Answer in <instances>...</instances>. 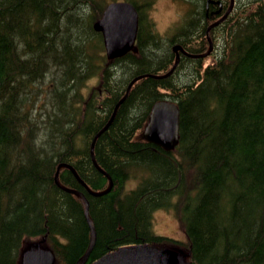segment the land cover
<instances>
[{
	"label": "trees",
	"instance_id": "trees-1",
	"mask_svg": "<svg viewBox=\"0 0 264 264\" xmlns=\"http://www.w3.org/2000/svg\"><path fill=\"white\" fill-rule=\"evenodd\" d=\"M109 1L0 0V264H20L34 238L44 237L54 264H75L86 250L82 200L54 180L60 163L70 164L86 185L59 168L60 183L88 201L96 238L85 264L143 242L181 245L190 264H264V0L237 1L209 29L213 50L202 58L190 54L208 47L207 27L216 15L206 16L205 0H181L186 9L164 34L151 16L156 0H127L138 12L137 52L107 62L93 23ZM178 43L187 53L179 51L170 75L155 76L172 67ZM37 48L47 52L37 56ZM185 65L189 71L176 73ZM144 72L155 77L131 85L94 141L95 160L112 186L92 193L109 182L92 163V139L128 81ZM90 80L96 85L89 87ZM161 99L179 109V140L169 151L134 137ZM130 177L136 184L127 188ZM159 207L175 210L185 244L154 232L152 211Z\"/></svg>",
	"mask_w": 264,
	"mask_h": 264
},
{
	"label": "water",
	"instance_id": "water-1",
	"mask_svg": "<svg viewBox=\"0 0 264 264\" xmlns=\"http://www.w3.org/2000/svg\"><path fill=\"white\" fill-rule=\"evenodd\" d=\"M221 6L220 0H210ZM209 2V1H208ZM232 6V0L230 2V7ZM231 8L226 10V12L215 22L209 25V28L214 24L221 21L226 13L230 11ZM219 8L216 10L218 11ZM93 28L99 31L102 35V41L105 49V55L108 60L119 57L128 51L136 52L137 46L135 44L136 33L138 28V13L135 6L125 0H114L110 1L104 7L102 14L98 17L94 23ZM211 47V44H209ZM174 49L182 50L179 44L174 46ZM202 54H205L203 52ZM199 54V55H202ZM197 56V54H195ZM178 60V54L169 73ZM166 73V74H167ZM143 75L135 76L131 82L133 83L136 79L142 77ZM127 93V91H126ZM126 93L120 100L115 104L113 111L110 115L108 121L104 124L100 130L94 135L91 146V160L93 165L101 170V167L97 164L94 153L93 145L97 136L107 128L111 122L119 103L124 99ZM141 137L157 146H161L165 150H171L177 144L179 139V110L176 103L168 100L156 101L150 110L148 119L143 126L141 131ZM61 166H66L71 170V172L78 178V175L74 168L70 164L60 163L58 168ZM107 175V174H106ZM109 184L111 183L110 177ZM54 180L57 184L62 186L68 192L74 193L82 199L84 205V215L89 225V242L85 252L76 260L75 264H84L91 248L94 245L96 238V233L92 220L88 213V201L82 192L75 188L65 187L59 182L58 169L54 173ZM108 184V185H109ZM85 185V184H84ZM86 186V185H85ZM108 189L101 191H92V193L99 194L103 193ZM54 261V254L50 250L38 248L26 250L22 254L21 264H52ZM91 264H189L184 261L183 255L170 248H157L153 245L147 243L138 244H128L119 246L113 251H109Z\"/></svg>",
	"mask_w": 264,
	"mask_h": 264
},
{
	"label": "rangeland",
	"instance_id": "rangeland-1",
	"mask_svg": "<svg viewBox=\"0 0 264 264\" xmlns=\"http://www.w3.org/2000/svg\"><path fill=\"white\" fill-rule=\"evenodd\" d=\"M187 5L181 0H156L155 5L151 11V16L153 17L157 30L164 34L169 29V27L176 22V20L180 19L181 13L186 9ZM209 35V32H208ZM210 36V35H209ZM207 61L210 60L208 56ZM90 86H95V81H91L88 83ZM136 183V179L130 177L126 180L125 185L127 188L134 186ZM152 224L155 233L157 234H165L174 238L181 240L184 244L187 242L185 234L182 230V227L177 219L175 214V210L171 208H158L155 209L152 213ZM40 238H34L30 241H27V244H30L31 248H41L43 246L47 247L44 243L38 244L37 241ZM27 249V248H26ZM21 264V263H20Z\"/></svg>",
	"mask_w": 264,
	"mask_h": 264
},
{
	"label": "bare ground",
	"instance_id": "bare-ground-1",
	"mask_svg": "<svg viewBox=\"0 0 264 264\" xmlns=\"http://www.w3.org/2000/svg\"><path fill=\"white\" fill-rule=\"evenodd\" d=\"M208 1H210V0H205V4H206ZM221 1H223V0H221ZM238 1H239V0H238ZM240 1H241V0H240ZM243 2H244V1H243ZM40 3H41V2H40ZM71 3H72V2H71ZM222 3H223V2H222ZM93 4H94V3H93ZM236 4H237V3H236ZM54 6H55V5H54ZM86 6H87V5H86ZM237 6H238V5H237ZM222 7H223V6H222ZM262 7H263V5H262ZM73 8H74V7H73ZM80 8H81V7H80ZM255 8H256V7H255ZM263 9H264V8H263ZM60 10H61V9H60ZM72 10H73V9H72ZM80 10H81V9H80ZM68 11H69V10H68ZM91 11H92V10H91ZM205 12H206V16H208V12H207V11H205ZM71 13H72V11H71ZM82 13H83V12H82ZM88 15H89V14H88ZM240 15H241V14H240ZM244 15H245V14H244ZM209 16H210V15H209ZM77 17H78V16H77ZM227 17H228V16H227ZM227 17H226V18H227ZM241 17H242V16H241ZM243 17H245V16H243ZM31 18H32V17H31ZM34 19H35V18H34ZM68 19H69V17H68ZM248 19H249V18H248ZM66 20H67V19H66ZM70 20H71V19H70ZM79 20H80V18H79ZM86 21H87V20H86ZM86 21H85V22H86ZM65 22H66V21H65ZM65 22H64V23H65ZM68 22H69V20H68ZM35 23H36V22H35ZM220 23H221V22H220ZM65 24H67V23H65ZM65 24H64V25H65ZM208 24H209V23H208ZM218 24H219V23H218ZM233 24H234V23H233ZM64 25H63V26H64ZM67 25H69V24H67ZM67 25H66V26H67ZM72 26H74V25L72 24ZM232 26H233V25H232ZM64 27H65V26H64ZM70 27H71V26H70ZM214 27H215V26H214ZM234 27H235V26H234ZM67 28H68V27H66V29H67ZM75 28H76V27H75ZM207 28H209V25H208ZM236 28H237V26H236ZM66 29H65V30H66ZM221 29H222V28H221ZM72 30H74V29L72 28ZM75 30H76V29H75ZM217 30H218V29H217ZM221 31H222V30H221ZM234 31H235V30H234ZM234 31H232V32H234ZM78 33H79V31H78ZM214 33H215V32H214ZM229 33H230V32H229ZM79 34H82V33H79ZM220 34H221V32H220ZM75 35H76V34H75ZM15 36H16V35H15ZM219 36H220V35H219ZM193 37H194V36H193ZM194 38H195V37H194ZM225 38H226V37H225ZM71 39H72V38H71ZM78 39H79V37H78ZM215 39H216V38H215ZM218 39H219V38H218ZM19 40H20V39H19ZM225 41H227V40L225 39ZM225 41H224V42H225ZM47 42H48V41H47ZM76 42H77V41H75V43H76ZM188 42H189V41H188ZM207 42H208V41H207ZM215 42H216V41H215ZM215 42H214V44H216ZM220 42H221V41H220ZM19 43H20V42H19ZM34 43H35V42H34ZM41 43H42V42H41ZM225 43H226V42H225ZM69 44H70V43H69ZM178 44H179V43H178ZM218 44H219V43H218ZM222 44H223V43H222ZM27 45H28V44H27ZM34 45H35V44H34ZM40 45H41V44H40ZM48 45H50V44H48ZM57 45H58V44H57ZM175 45H177V44H175ZM225 45H226V44H225ZM8 46H9V45H8ZM42 46H44V44H42ZM42 46H41V47H42ZM45 46H46V45H45ZM50 46H53V45H50ZM75 46H77V45H75ZM180 46H181V45H180ZM19 47H20V46H19ZM19 47H18V48H19ZM22 47H23V46H22ZM31 47H32V46H31ZM57 47L59 48V46H57ZM73 47H74V46H73ZM219 47H220V46H219ZM219 47H218V48H219ZM39 48H40V46H39ZM54 48H55V47H54ZM62 48H63V47H62ZM65 48H66V47H65ZM71 48H72V47H70V50H71ZM223 48L225 49V46H224ZM227 48H229V47H228V44H227ZM16 49H17V48H16ZM27 49H29V47H28ZM33 49H34V48H33ZM37 49H38V48H37ZM66 49H67V48H66ZM220 49H222V48L220 47ZM25 50H26V49H25ZM35 50H36V49H35ZM38 50H40V49H38ZM54 50H56V49H54ZM61 50H63V49H61ZM164 50H165V49H164ZM212 50H213V49H212ZM215 50H216V49H215ZM228 50H229V49H228ZM49 51H50V50H49ZM76 51H77V50H76ZM165 51H166V50H165ZM165 51H163V52H165ZM222 51H223V50H222ZM22 52H24V51H22ZM46 52H47V50H46ZM46 52L43 51V50L36 51V55L38 56L39 53L44 54V53H46ZM51 52H53V51L51 50ZM54 52H55V51H54ZM215 52H216V51H215ZM220 52H221V51H220ZM15 53H16V52H15ZM20 53H21V52H19V53H17V54L20 55ZM49 53H50V52H49ZM61 53H62V51L60 52V54H61ZM63 53H64V52H63ZM21 54H22V53H21ZM42 54H41V55H42ZM57 54H58V52H57ZM65 54H66V53H65ZM217 54H218V52H217ZM225 54H226V53H225ZM15 55H16V54H15ZM22 55H23V54H22ZM22 55H21V56H22ZM29 55H30V53H29ZM36 55H35V56H36ZM39 55H40V54H39ZM55 55H56V54H55ZM55 55H54V56H55ZM62 55H63V54H62ZM82 55H83V54H82ZM218 55H220V54H218ZM226 55H227V54H226ZM228 55H229V52H228ZM27 56H28V55H27ZM44 56H45V55H44ZM50 56H53V55H50ZM63 56H64V55H63ZM68 56H69V55H68ZM222 56H223V55H222ZM15 57H16V56H15ZM22 57H23V56H22ZM40 57H41V56H40ZM66 57H67V56H66ZM73 57H74V56H73ZM27 58H28V57H27ZM47 58H48V57H47ZM52 58H53V57H52ZM201 58H202V57H201ZM20 59H21V58H20ZM23 59H24V58H23ZM23 59H22V60H23ZM25 59H26V57H25ZM30 59H32V57H30ZM41 59H43V57H42ZM45 59H46V58H45ZM49 59H51V58H49ZM61 59H62V58H60V60H61ZM46 60H47V59H46ZM46 60H45V61H46ZM56 60H58V59H56ZM64 60L66 61V59H64ZM73 60H74V59H73ZM163 60H164V59H163ZM14 61H16V60H14ZM25 61H26L27 64H28V60H25ZM58 61H59V60H58ZM65 61H64V62H65ZM75 61H76V59H75ZM18 62H19V60L17 61V63H18ZM20 62H21V60H20ZM20 62H19V63H20ZM22 62H23V61H22ZM29 62H30V61H29ZM33 62H34V59H33ZM40 62H41V61H40ZM40 62L37 61V65H38V66H39ZM43 62H44V61H43ZM77 62H78V60H77ZM77 62H76V63H77ZM79 62H80V61H79ZM11 63H12V61H11ZM19 63H18V64H19ZM24 63H25V62H24ZM51 63H53V61H52ZM51 63H50V64H51ZM57 63H58V62L56 61L55 65L58 66ZM182 63H183V62H182ZM185 63H186V61H185ZM195 63H196V62H195ZM34 64H35V63H34ZM53 64H54V63H53ZM60 64H61V62H60ZM63 64H64V63H63ZM69 64H71V62H69ZM78 64H79V63H77V65H78ZM81 64H82V63H81ZM93 64H94V63H93ZM189 64H191V63L188 62V64H186V65H189ZM196 64H197V63H196ZM61 65H62V64H61ZM180 65H181V64H180ZM186 65H185V66H186ZM219 65H220V64H219ZM251 65H252V64H251ZM32 66H33V65H32ZM49 66H50V65H49ZM52 66H53V65H52ZM69 66H71V65H69ZM72 66H73V65H72ZM80 66H81V65H80ZM86 66H88V65H86ZM176 66H177V65H176ZM178 66H179V65H178ZM189 66H190V65H189ZM192 66H193V65H192ZM192 66H191V67H192ZM197 66H198V65H197ZM24 67H25V66H24ZM27 67H29V66L27 65ZM33 67H34V66H33ZM55 67H56V66H54L53 68H55ZM84 67H85V65H84ZM183 67H184V66H183ZM200 67H201V65H200ZM217 67H218V66H217ZM226 67H227V66H226ZM226 67H225V68H226ZM232 67H233V66H232ZM49 68H50V67H49ZM69 68H70V67H69ZM193 68H194V67H193ZM27 69H28V68H27ZM40 69H41V68H40ZM56 69H57V68H56ZM59 69H60V68H59ZM61 69H62V68H61ZM80 69H82V68H80ZM84 69H85V68H84ZM84 69H83V70H84ZM176 69H177V68H176ZM43 70L46 71V69H43ZM114 70H115V69H114ZM179 70H180V69H179ZM179 70H177V72H176L175 70H173V71H175L176 73L179 72L180 74L183 73L182 75H184L185 72L188 70V66H186L185 69L183 68V70H180V71H179ZM195 70H196V68H195ZM229 70H230V69H229ZM48 71H49V70H48ZM50 71H51V70H50ZM57 71H58V70H57ZM57 71H56V72H57ZM63 71H64V70H63ZM78 71H80V70H78ZM86 71H87V70H86ZM188 71H189V70H188ZM191 71H192V69H191ZM197 71H198V70H197ZM203 71H204V70H203ZM52 72H53V71H52ZM52 72H51V73H52ZM71 72H72V71H71ZM192 72H193V71H192ZM79 73H80V72H79ZM81 73H82V71H81ZM179 73H178V74H179ZM188 73H189V72H188ZM190 73H191V72H190ZM197 73H198V72H197ZM46 74H47V73H46ZM54 74H55V73H54ZM56 74H58V73H56ZM64 74H65V72H64ZM191 74H192V73H191ZM218 74H220V73H218ZM48 75H49V74H48ZM62 75H63V74H62ZM140 75H143V77H144V76H153V77H155L154 75L149 74V72H144V73H142V74H140ZM158 75H159V74H158ZM169 75H170V73H169ZM199 75H200V74H199ZM260 75H261V74H260ZM43 76H44V75H43ZM115 76H116V75H115ZM167 76H168V75H167ZM188 76H189V75H188ZM72 77H73V76H72ZM134 77H135V76H133V77L128 81V83H127V85H126V87H125V88H126V89H125V92L123 93V95H122L120 98H122V97L124 96V94L126 93V91H127V93H126L125 97L127 96L128 92H129V90H130L131 85L134 83V82H133V83H131V85H130V82H131V80H132ZM183 77H185V76H183ZM194 77H195V76H194ZM199 77H200V76H199ZM205 77H206V76H205ZM219 77H220V76H219ZM248 77H249V76H248ZM37 78H38V77H37ZM45 78H46V76H45ZM89 78H90V77H89ZM188 78H189V77H188ZM190 78H191V77H190ZM192 78H193V77H192ZM43 79H44V78H43ZM54 79H56V78H54ZM198 79H199V78H198ZM45 80H47V79H45ZM56 80H57V79H56ZM184 80H185V79H184ZM186 80H187V78H186ZM218 80H219V79H218ZM49 81H50V80H49ZM192 81H193V80H192ZM208 81H209V80H208ZM36 82H37V81H36ZM55 82H56V81H55ZM114 82H115V81H114ZM183 82H184V81H183ZM185 82H186V81H185ZM185 82H184V83H185ZM187 82H188V81H187ZM190 82H191V81H190ZM194 82H195V81H194ZM39 83H40V82H39ZM116 84H117V83H116ZM165 84H166V83H165ZM181 84H182V83H181ZM185 84H188V83H185ZM189 84H190V83H189ZM189 84H188V85H189ZM46 85H47V84H46ZM167 85H168V84H167ZM170 85H171V84H170ZM200 85H201V84H200ZM186 86H187V85H186ZM218 86H219V85H218ZM38 87H39V86H38ZM168 87H169V86H168ZM170 87H171V86H170ZM33 88H34V87H33ZM163 88H164V87H163ZM166 88H167V87H166ZM209 88H210V87H209ZM261 88H262V87H261ZM261 88H260V89H261ZM164 89H165V88H164ZM170 89H171V88H170ZM179 89H180V88H179ZM185 89H186V88H185ZM11 90H12V88H11ZM26 90H27V89H26ZM166 90H167V89H166ZM168 90H169V89H168ZM20 91H21V89H20ZM169 91H170V90H169ZM169 91H168V92H169ZM174 91H177V88H176V90H174ZM174 91H173V92H174ZM120 92H121V91H120ZM181 92H182V91H181ZM169 93H170V92H169ZM25 94H26V93H25ZM37 94H38V93H37ZM45 94H46V93H45ZM167 94H168V93H167ZM167 94H166V95H167ZM184 94H185V93H184ZM170 95H172V94L170 93ZM168 96H169V95H168ZM172 96H173V95H172ZM174 96H175V95H174ZM202 96H203V95H202ZM208 96H209V95H208ZM212 96H213V95H212ZM41 97H42V95H41ZM125 97H124V98H125ZM180 97H181V96H180ZM180 97H179V98H180ZM209 97H210V96H209ZM209 97H207V99H208ZM20 98H21V96H20ZM120 98H119V100H120ZM43 99H44V98H43ZM52 99H53V98H52ZM211 99H212V98H211ZM29 100H30V99H29ZM119 100H118V101H119ZM214 100H215V99H214ZM247 100H248V99H247ZM52 101H53V100H52ZM118 101H117V102H118ZM248 101H249V100H248ZM10 102H11V101H10ZM22 102H23V101H22ZM30 102H31V101H30ZM35 102H36V101H35ZM39 102H40V101H39ZM45 102H46V101H45ZM117 102H116V103H117ZM20 103H21V102H20ZM24 103H25V102H24ZM52 103H53V102H52ZM250 103H252V102H250ZM25 104H26V103H25ZM45 104H46V103H45ZM119 104H120V103H119ZM124 104H125V103H124ZM209 104H210V103H209ZM241 104H242V103H241ZM252 104H253V103H252ZM252 104H251V105H252ZM30 105H31V104H30ZM20 106H21V105H20ZM28 106H29V105H28ZM43 106H44V105H43ZM47 106H48V105H47ZM21 107H22V106H21ZM49 107H50V106H49ZM49 107H45V108L43 107V108H44V109H46V108L49 109ZM240 107H241V106H240ZM251 107L254 108V106H250L249 108H251ZM238 108H239V107H238ZM205 109H206V108H205ZM254 109H255V108H254ZM29 110H30V109H29ZM116 110H117V109H116ZM256 110H257V109H256ZM11 111H12V110H11ZM31 111H33V110H31ZM41 111H42V109H41ZM46 111H47V112H46V115H48L47 113L50 112L51 109L46 110ZM42 112H43V111H42ZM52 112H54V111H52ZM208 112H210V111H208ZM43 113H44V112H43ZM93 113H94V112H93ZM206 113H207V111H206ZM206 113H205V114H206ZM50 114H52V113L50 112ZM203 114H204V113H203ZM10 115H11V114H10ZM20 115H21V114H20ZM34 115H35V114H34ZM41 115H42V114H41ZM98 115H99V114H98ZM208 115H209V114H208ZM89 116H90V115H89ZM95 116H96V115H95ZM99 116H100V115H99ZM211 116H212V115H211ZM17 117H18V116H17ZM197 117H198V116H197ZM247 117H248V116H247ZM31 119H32V118H31ZM89 119H91V118H89ZM211 119H212V118H211ZM10 121H13V120H10ZM199 121H201V120H199ZM21 122H22V121H21ZM41 122H42V121H41ZM44 122H45V121H44ZM46 122H47V121H46ZM11 123H12V122H11ZM92 124H93V123H92ZM43 125H44V124H43ZM95 125H96V124H95ZM11 126H12V125H11ZM19 127H20V126H19ZM30 127H31V126H30ZM26 128H27V127H26ZM202 129H203V128H202ZM103 131H104V130H103ZM43 132H44V131H43ZM35 133H36V132H35ZM76 133H77V132H76ZM78 133H79V132H78ZM82 133H83V132H82ZM201 133H203V132H201ZM43 134H44V133H43ZM74 134H75V133H74ZM21 136H22V135H21ZM83 138H84V137H83ZM36 139H37V138H36ZM91 139H92V138H91ZM80 140H81V139H80ZM95 140H96V139H95ZM84 142H85V141H83V143H84ZM94 144H95V143H94ZM257 146H258V145H257ZM204 150H205V149H203V151H204ZM208 150H209V148H208ZM208 150H207V151H208ZM203 151H201V152H203ZM199 152H200V151H199ZM203 153H204V152H203ZM205 153H206V152H205ZM205 153H204V154H205ZM198 156H199V155H198ZM202 156H203V155H202ZM203 157H204V156H203ZM192 159H193V157H192ZM199 161H200V160H199ZM57 169L59 170V168H57ZM101 169H102V168H101ZM39 170H40V169H39ZM42 170H43V169H42ZM102 172H104L105 174H107V175L109 176V174H108L107 172H105L103 169H102ZM105 176H106V175H105ZM246 176H247V174H246ZM109 177H110V176H109ZM78 179H79L81 182H83L82 184H85L84 180H82V178H80L79 176H78ZM110 179H111V177H110ZM263 179H264V178H263ZM108 184H109V182H108ZM87 186H88V185H87ZM111 186H112V179H111V183L107 186L108 189H107L106 191H108V190L111 188ZM207 187H208V186H207ZM70 188H71V187H70ZM88 188H89V187H88ZM75 189H76V188H75ZM199 190H200V189H199ZM203 190H204V189H203ZM203 190H202V191H203ZM215 192H216V191H215ZM3 193H4V192H3ZM200 197H201V196H200ZM199 200H200V199H199ZM191 202H192V201H191ZM161 209H162V208H161ZM228 224H229V223H228ZM253 240H254V239H253ZM251 241H252V240H251ZM232 251H233V250H232ZM223 260H224V259H223ZM260 261H261V259H260ZM241 264H242V263H241Z\"/></svg>",
	"mask_w": 264,
	"mask_h": 264
},
{
	"label": "flooded vegetation",
	"instance_id": "flooded-vegetation-1",
	"mask_svg": "<svg viewBox=\"0 0 264 264\" xmlns=\"http://www.w3.org/2000/svg\"><path fill=\"white\" fill-rule=\"evenodd\" d=\"M224 1H225V0H224ZM210 4H211V3H210ZM211 5L213 6L214 4H211ZM214 6H215V5H214ZM226 7H227V4L224 3L223 7H221V10H220L218 13H214L213 10L217 8V6H215V8H214L213 10H211V12L209 11L208 15H210V17H213V16H215L216 14H219L222 10L225 11ZM221 13H222V12H221ZM221 13H220V14H221ZM217 16H218V15H217Z\"/></svg>",
	"mask_w": 264,
	"mask_h": 264
}]
</instances>
